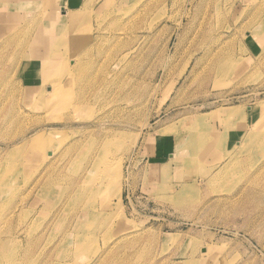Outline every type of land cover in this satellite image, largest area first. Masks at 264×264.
<instances>
[{"label": "rangeland", "instance_id": "obj_1", "mask_svg": "<svg viewBox=\"0 0 264 264\" xmlns=\"http://www.w3.org/2000/svg\"><path fill=\"white\" fill-rule=\"evenodd\" d=\"M29 1L0 0V264H264V0H102L65 64L32 53L70 0Z\"/></svg>", "mask_w": 264, "mask_h": 264}, {"label": "bare ground", "instance_id": "obj_2", "mask_svg": "<svg viewBox=\"0 0 264 264\" xmlns=\"http://www.w3.org/2000/svg\"><path fill=\"white\" fill-rule=\"evenodd\" d=\"M29 3H30L29 0H25V4H29ZM86 3H90L88 5L89 7L86 5ZM101 3H102V0H83V3H76V2L63 3L64 6H61L60 7V10H57L54 13H51L50 14V16H54V17L51 18V20H49V19L45 20V18H46L45 16H46V13H47V9H48L50 3H48V1L44 2L40 6L41 7V11L39 12V16H38V14L36 15L39 18L42 17L43 20L41 19L42 21L40 20L39 24H42L43 27L40 28V30L38 31V34L36 35L37 38H38V40H37V44L35 46L36 48L34 49V51H33L32 54L33 55H36V54L39 55V56H35V57L41 58V60L44 63L45 62V58H44L45 51L52 48V50L54 51V53L56 55H58L59 57H61L60 58V61L62 60V58L65 59V60L63 59L64 62L62 61L63 64H65L69 60L68 59V56L70 57V52H68L66 55H64V53H61V51L63 50V48H64V46L66 44V36L68 37V35L65 34V31H66V27H65L66 18H65L64 15L65 14H70V15L74 16V17L71 18V20H75V23L73 25V27L75 28V26H77V24L79 23L80 19H82L83 17H85L86 12L90 15L91 13L95 12V10L97 9V6H101ZM34 4L38 6V2L37 1H34L33 3L30 4L31 8L34 6ZM82 4H83V6L82 7H79ZM5 6H6V4L4 5V7ZM10 8H11L10 4H8L5 7V9H10ZM27 10H29V8ZM66 10H67V12H66ZM79 11H81V12L80 13H77ZM12 16H14V15H12ZM60 16H62L63 19H61ZM15 18H16V14L13 17L12 22L15 21ZM11 19H12V17L10 18V16H9V18H7V21L9 22ZM30 27H33L32 28V31L37 30L33 25H29V28ZM68 32H69V30H68ZM49 54L50 55L52 54V51L51 50H49ZM34 60H37V59L35 58ZM44 65H49L50 66V70L47 72V74H41V76H42L41 79H43V81L46 83L45 87L46 88H50V90L47 89V91L45 89V91L47 93H44V96H47L48 97L49 95H53L56 92V88H55L56 83L55 82H52L53 81V77H55V74L53 73V71L56 68V65L52 61H48L45 64H41V67L44 66ZM38 76H39V74H38ZM50 99H56V98L50 97ZM260 125L261 124L259 123L256 126L258 128L255 131H257V132L260 131ZM262 129H264V128H262ZM200 132L201 131H199V133ZM178 141L181 142V138L180 139L178 138ZM181 148H182V146H181V143H180L179 144V149H181ZM179 152H180V150H179ZM194 156H195V154H194ZM104 159H105V161L103 163L101 161L100 164H99L98 169L95 170V172H97V173H96V178L94 179V181H95V183H99L98 188H96L98 190L95 189L96 190V194H97V191L98 192L100 191V193L102 191H105V187H104V186H106L105 185V182H106L107 179L108 180L110 179V180H112L114 182V185L113 186H115V190L113 189L114 190L113 196L117 197L119 199V201H121V178H120V171H119L120 169H118L117 171H115L113 175L110 174V173H107L109 168L107 169L106 166H108L107 165L108 163L106 162V158L105 157H104ZM194 160L195 159H193V161ZM221 162L222 161H218L217 162V165L218 166H220V165L222 166L223 164ZM104 168H106V170L103 171L102 169H104ZM88 181L92 183L93 180L91 181V179H89ZM110 185L111 184H109V186ZM93 187L92 186L91 187L88 186L87 188L85 187V190H88L89 188L93 189ZM91 191L94 192V189L91 190ZM94 198H93V200H94ZM120 211H121V208H120L119 212ZM117 217H119V214H118V216H116L115 219H117ZM86 229H88V228H86Z\"/></svg>", "mask_w": 264, "mask_h": 264}, {"label": "crops", "instance_id": "obj_3", "mask_svg": "<svg viewBox=\"0 0 264 264\" xmlns=\"http://www.w3.org/2000/svg\"><path fill=\"white\" fill-rule=\"evenodd\" d=\"M78 1H80V0H70V2H78ZM241 138H242V133L240 132H238V133H233V134H230L229 135V138H227L226 140L224 139V142H225V145H227L228 146V149L229 148H232L234 145H236L237 143H238V141H240L241 140ZM161 156L159 155V154H155V156L153 157V158H156L155 160L154 159H152L151 161H153L152 162V164H154L153 166H160V165H158L156 162H158V160H159V158H160Z\"/></svg>", "mask_w": 264, "mask_h": 264}]
</instances>
